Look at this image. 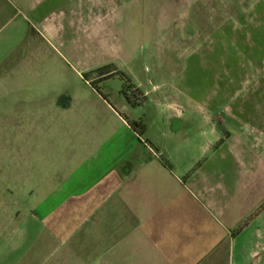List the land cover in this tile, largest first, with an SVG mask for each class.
<instances>
[{"label":"crops","instance_id":"1","mask_svg":"<svg viewBox=\"0 0 264 264\" xmlns=\"http://www.w3.org/2000/svg\"><path fill=\"white\" fill-rule=\"evenodd\" d=\"M253 15L229 22L232 32L221 40L231 44L235 62L231 75L223 72L222 107L171 106L134 115L115 94L92 91L86 111L75 107L82 97L68 91L43 97L49 107L42 115L33 102L22 118H9L23 128L27 144L31 131L47 136L48 115H59L57 131H67V138L38 142L41 166L56 167L47 169L46 195L30 207L23 236L9 235L0 264H264V209L237 231L264 202V126L241 120L264 110V56L252 57L250 40L262 13ZM174 16L181 26V14ZM42 21L36 35L43 40L52 27ZM240 39L245 64L237 60ZM115 62L99 60L89 71ZM136 87L144 100L147 91ZM254 97L262 106L248 101ZM77 111L82 126L65 125L63 116ZM32 161L24 158V164Z\"/></svg>","mask_w":264,"mask_h":264},{"label":"rangeland","instance_id":"2","mask_svg":"<svg viewBox=\"0 0 264 264\" xmlns=\"http://www.w3.org/2000/svg\"><path fill=\"white\" fill-rule=\"evenodd\" d=\"M32 1L0 0V254L9 246V235L15 239L27 230L24 220L30 207L46 195L47 169L56 167L41 166L43 150L38 142L67 138V131L63 136L57 131L60 117L53 114L45 122L50 127L47 136L31 131L26 144L23 128L15 129L8 120L14 114L22 118L27 107L38 102L37 111L42 115L49 107V100L43 97L68 91L82 97L75 99V107L86 111L92 91L115 94L134 115L171 106L222 107L223 93L228 90L223 89L222 76L232 74L235 62L231 44L221 40L232 32L229 22L244 23L253 14L262 13L250 31L251 54L255 60L264 56V0ZM179 13L181 26L174 16ZM40 21L52 27L43 40L36 35ZM242 39L237 60L245 64L248 56ZM110 57L115 58V68L125 80L119 75L94 84L91 63ZM130 85L147 91L141 104H128L124 99ZM248 101H256L257 106L263 103L255 97ZM117 110L125 117L126 112ZM77 113L65 114V125L66 121L79 124ZM241 120L264 126V110L243 115ZM98 122L91 118L92 125L98 126ZM34 123H40V116ZM27 157L34 161L24 164ZM39 246V241L33 242L32 252Z\"/></svg>","mask_w":264,"mask_h":264},{"label":"trees","instance_id":"3","mask_svg":"<svg viewBox=\"0 0 264 264\" xmlns=\"http://www.w3.org/2000/svg\"><path fill=\"white\" fill-rule=\"evenodd\" d=\"M89 74L92 76L93 78V82L94 84H98V83H102L107 81L108 79L115 77V76H119L125 80L124 76L122 74H120L119 72H117L116 68L112 65L109 66H105V67H101L98 68L96 70H92L89 72ZM94 90H96L94 88ZM97 91V90H96ZM127 92L124 93V99L127 101L128 104H136L139 105L141 104V99H142V95L139 92L138 89L134 88L133 86H129L126 90ZM98 92V91H97ZM134 128H139V126L137 124H133ZM142 129V128H141ZM264 209V202L261 204V206L253 213L251 214L237 229V231H240L242 229H244L245 227H247L249 225V223L251 221H253V219L255 217L258 216V214Z\"/></svg>","mask_w":264,"mask_h":264}]
</instances>
